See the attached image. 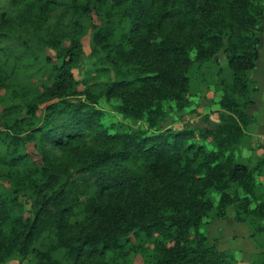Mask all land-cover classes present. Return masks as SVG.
<instances>
[{
	"label": "trees",
	"instance_id": "obj_1",
	"mask_svg": "<svg viewBox=\"0 0 264 264\" xmlns=\"http://www.w3.org/2000/svg\"><path fill=\"white\" fill-rule=\"evenodd\" d=\"M262 1L32 0L16 16L1 14V89L24 58L40 63L32 50L42 43L56 56L43 57L48 73L32 95L0 112V178L11 185L0 189V264L31 255V264H127L140 252L145 264H243L206 230L205 219L231 208L260 248L249 264H264V155L256 168L241 159L257 123L248 74L259 60ZM15 31L21 44L9 46ZM87 37L101 65L94 78L108 68L101 88L82 77ZM221 51L231 88L218 121L172 128L164 103L185 110L196 64ZM102 100H118L124 120L147 127L105 125Z\"/></svg>",
	"mask_w": 264,
	"mask_h": 264
},
{
	"label": "rangeland",
	"instance_id": "obj_2",
	"mask_svg": "<svg viewBox=\"0 0 264 264\" xmlns=\"http://www.w3.org/2000/svg\"><path fill=\"white\" fill-rule=\"evenodd\" d=\"M31 1L32 0H0V16L5 12L16 16V14H18V11H22L24 5ZM261 5L264 9V0L261 2ZM258 34L260 36V45L258 47L259 60L257 62L256 69L248 74V79L251 82V87H254L256 89V92H253L252 98L253 100L257 101L254 108H252L253 106L249 108V113L256 118L257 123L246 129V137L242 143L241 148V159L251 168H256L264 155V18L263 20H261L258 26ZM22 35L23 33L21 31H15L13 34L9 35L6 44H9V46H19L21 44L20 38L22 37ZM84 44L86 57L82 62V77L90 81L91 85H96L97 88H101L109 81V74H106V70H108V68L104 67V69L106 70L100 73L95 79L94 76L96 73H98L97 71H99L101 65H98V59L89 57L91 52L89 47V37L84 39ZM32 51L37 56L40 63L36 64L33 60V57H27L23 59L20 64L24 65V70H22V68L18 72L19 75L17 77V80H15L14 83L9 82L12 83V86L8 85L6 88H0V112L3 111L5 107L16 104V98L18 97V95H32V93L34 92V86H36L37 83H40L39 79H46L48 69H42V72L40 71V68L43 67L44 64L43 57L46 55L47 57L54 58L56 56V53L55 51H52L50 46L46 45L45 42L42 43L41 48H39L38 50L33 49ZM195 54V51L191 53L193 58L195 57ZM14 64V62L10 63V65ZM33 64L35 65L33 66ZM75 73L78 74V71L76 70ZM230 84L231 73L228 69L226 54L224 51H221L218 54V58L216 61L207 62L204 65L196 64L195 68L193 69L191 73V94L189 96L190 105L185 108V110H181L175 103L165 102L163 108V118L166 119L167 122L171 124V127L175 129L205 127L208 125L207 119L212 122L218 121V115L221 112L220 107L223 95L225 93V88H231ZM14 86H18V88H13ZM119 103L120 102L118 100H102L101 107L106 112L105 118L103 120L105 125H119L125 128H136L140 126L147 127L145 123L135 125L130 120H124L116 109ZM195 141L205 146V148L209 151L215 149L214 144L211 140L202 141L199 137H197ZM26 148V152L31 155L37 163H39L41 161V156L38 154L34 143H29ZM57 155H60L59 151H57ZM262 173V177L264 178V170ZM9 188H11V185L4 182L3 178H0V189L6 194L10 191ZM214 198L216 201H219L220 194L215 193ZM23 200H25V198H23L22 200L20 199L21 204H23ZM233 216L234 210L231 208L227 211V215L224 219H219L226 220V226L223 229H218L216 227H213L214 223L218 220H216L213 214H211L207 219H205V222L207 224V234L209 228L212 227L210 234L211 236L220 237L219 234L227 235L229 232V219L231 218L232 220H234ZM244 229L249 230L247 225H244ZM235 230L236 233L235 231H231V235H236V238L234 240L235 244H233V247H228L229 250L227 251L228 253L233 254L237 259L241 260L243 264H249L253 261L255 254L260 252V248H258V245L256 246L252 240L247 239V235L243 234L244 232L239 227L235 228ZM219 239L220 238H213L210 241L212 243L216 242L217 244ZM132 242L136 243V240ZM231 242L232 238L230 239L229 244H231ZM43 244L44 243H39L37 245V248L43 249ZM252 249L255 250L254 254L251 251ZM142 255L143 254L141 252L133 253L130 258L127 259V264H145ZM33 259V255L25 260H22L19 256H14L10 260H8L6 264H21V262H23L24 264H31Z\"/></svg>",
	"mask_w": 264,
	"mask_h": 264
},
{
	"label": "crops",
	"instance_id": "obj_3",
	"mask_svg": "<svg viewBox=\"0 0 264 264\" xmlns=\"http://www.w3.org/2000/svg\"><path fill=\"white\" fill-rule=\"evenodd\" d=\"M257 67V66H256ZM256 69V68H255ZM254 69V70H255ZM253 70V71H254ZM252 72V71H251ZM255 101V104L253 105V107L252 108H254L255 106H256V100H254ZM250 114V113H249ZM251 115V114H250ZM251 116H253V115H251ZM259 119V118H258ZM259 181L260 182H262L263 184H264V178L262 177V176H260L259 177ZM230 221H229V226H228V234L227 235H222V234H219L220 235V237H215V236H211L210 234H211V229H212V227H210L209 228V230H208V236H209V239L210 240H212L213 238H220L219 240H218V243H217V248L220 250V251H227V250H229L228 249V247H233V244H235L234 243V240H235V238H236V235L235 236H233V235H231V231L233 232V231H235V233H236V230H235V228H237V227H239L244 233L243 234H246L247 235V239H249V240H252L251 238H250V232H249V230H245L244 229V225H246V224H239V223H237L236 221H234V220H232L231 218L229 219ZM225 222H226V220H218L217 222H215L214 223V225H213V227H216V228H218V229H223L226 225H225ZM222 224H224V225H222ZM239 225V226H238ZM212 226V225H211ZM232 238V242H231V244H229L230 243V239ZM252 242V241H251ZM253 244V243H252ZM252 246V245H251ZM254 246V245H253ZM230 249H234V248H230ZM237 251H239V250H237ZM252 251V253L254 254V252H255V250L254 249H252L251 250ZM228 252V251H227ZM244 261V260H243ZM245 262V261H244Z\"/></svg>",
	"mask_w": 264,
	"mask_h": 264
}]
</instances>
